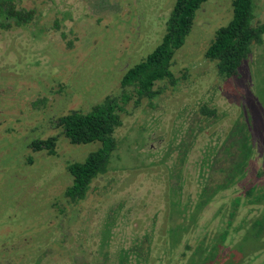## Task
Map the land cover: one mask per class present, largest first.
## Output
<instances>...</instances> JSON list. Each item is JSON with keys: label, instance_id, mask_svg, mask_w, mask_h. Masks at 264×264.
<instances>
[{"label": "rangeland", "instance_id": "rangeland-1", "mask_svg": "<svg viewBox=\"0 0 264 264\" xmlns=\"http://www.w3.org/2000/svg\"><path fill=\"white\" fill-rule=\"evenodd\" d=\"M17 2L36 18L0 29V264H264V238L239 246L259 207L241 206L230 226L227 210L264 183V42L228 79L205 55L233 0L199 9L174 56L175 85L159 82L152 102L126 105L117 153L79 203L65 196L67 162L100 144L71 143L54 121L118 94L125 71L160 42L175 0ZM238 122L252 135L249 173L199 207L203 187L223 181L229 156L217 151ZM51 136L54 153L30 147Z\"/></svg>", "mask_w": 264, "mask_h": 264}, {"label": "trees", "instance_id": "trees-1", "mask_svg": "<svg viewBox=\"0 0 264 264\" xmlns=\"http://www.w3.org/2000/svg\"><path fill=\"white\" fill-rule=\"evenodd\" d=\"M207 1L175 0L160 42L143 60L125 71L119 93L105 96L87 111L73 110L54 121L55 126L62 129L71 143L100 144L82 161L67 162V169L73 178L65 190L69 202L79 203L85 199L93 180L109 169L119 145L115 132L122 124L121 115L126 105L131 100L135 103H140L143 99L152 102L161 93V89L155 88L159 82L176 84L177 79L172 70L174 56L184 45L194 26L197 12ZM232 7L231 19L216 30L205 52L206 58L216 62L217 75L221 79L237 75L253 50L264 42V21L259 18L257 0H233ZM35 18L36 9L20 7L17 0H0V29L27 27ZM201 112L211 118L217 116V109L208 105H203ZM227 141L228 143H222L217 151L219 155L223 153L229 156L226 167L222 168L223 181L218 183L215 189L203 187L199 207L208 204L219 188L232 187L243 181L249 173L253 142L245 124L236 123ZM30 147L36 151L47 150L54 153L57 138L51 136L46 139H33ZM219 155L215 154L213 168L219 158L221 161ZM257 182L245 187V190L243 188L242 193L236 195L227 206L229 226L241 206L250 204L261 210L243 233V243L239 245L241 248L249 244V241L257 244L264 238V183ZM228 234L230 231L225 228L217 238L224 242Z\"/></svg>", "mask_w": 264, "mask_h": 264}]
</instances>
